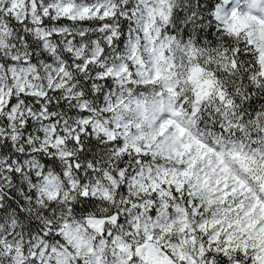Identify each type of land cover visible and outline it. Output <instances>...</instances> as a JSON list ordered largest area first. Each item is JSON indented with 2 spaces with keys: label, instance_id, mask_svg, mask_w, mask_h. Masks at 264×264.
<instances>
[{
  "label": "snow or ice",
  "instance_id": "6c2138e0",
  "mask_svg": "<svg viewBox=\"0 0 264 264\" xmlns=\"http://www.w3.org/2000/svg\"><path fill=\"white\" fill-rule=\"evenodd\" d=\"M0 264H264V0H0Z\"/></svg>",
  "mask_w": 264,
  "mask_h": 264
}]
</instances>
